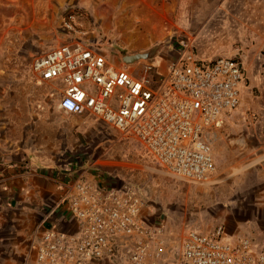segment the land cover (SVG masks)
<instances>
[{"label": "rangeland", "instance_id": "374dc122", "mask_svg": "<svg viewBox=\"0 0 264 264\" xmlns=\"http://www.w3.org/2000/svg\"><path fill=\"white\" fill-rule=\"evenodd\" d=\"M70 12L79 21L73 35L63 27ZM181 39L200 58H236L246 72L238 108L209 136L216 173L205 184L169 175L137 142L92 116L57 111L49 84L31 70L35 58L82 41L129 69L146 61L126 65L124 56L151 52L149 61L165 71ZM263 145L264 0H0V264L32 263L35 236L54 206L45 178L28 188L32 171L69 163L110 186L144 187L143 215L165 240L158 264H182L190 230L221 226L248 236L255 227L264 236V171L252 161Z\"/></svg>", "mask_w": 264, "mask_h": 264}, {"label": "built area", "instance_id": "2783aa9c", "mask_svg": "<svg viewBox=\"0 0 264 264\" xmlns=\"http://www.w3.org/2000/svg\"><path fill=\"white\" fill-rule=\"evenodd\" d=\"M64 29L77 33L70 12ZM37 82L51 83L56 109L92 116L136 140L169 175L205 184L216 173L209 136L240 104L246 73L232 57L200 58L188 39L165 71L151 61L133 72L117 68L82 41L55 47L31 65ZM59 196L32 245L31 264H158L165 249L162 228L150 226L141 187L90 180L79 166L61 168ZM50 215V214H49ZM182 264H264V247L246 237L230 238L223 227L187 232Z\"/></svg>", "mask_w": 264, "mask_h": 264}, {"label": "crops", "instance_id": "0c3cea01", "mask_svg": "<svg viewBox=\"0 0 264 264\" xmlns=\"http://www.w3.org/2000/svg\"><path fill=\"white\" fill-rule=\"evenodd\" d=\"M96 16H97V20L100 21V24H103L101 14L97 13ZM47 84H49V88H50V91H51V88L53 87V85L51 83H47ZM242 90H243V88H242ZM241 96H242V93H241ZM240 102H241V100H240ZM124 136H126V135H124ZM131 139H133V138H131ZM134 141L137 142L136 140H134ZM213 153H214V151H213ZM214 159H215V157H214ZM252 161H253V164L255 166H257V168L259 170L261 169L262 171H264V145L257 147L256 156H255V158ZM75 166H77V164H73V163H69L68 165H64V164L63 165H59V166L57 165V166H55L53 168L45 169L43 175H39V176L35 174L36 170H33V171L31 170L35 176H33V178L31 179V181H30L31 186L28 187V188L36 190L38 187H40V184H41V179L40 178H45L46 179V183H47L46 189L49 190L52 193L50 199H48L49 203H52L53 205H55V202L57 201V198L59 196V191H58L57 186H56V178L55 177L57 176V174L59 173V170H61V168L75 167ZM79 170L83 174H85L88 179L92 180L94 178L93 175H89V174L85 173L84 170H82L81 166L79 167ZM0 172H1V169H0ZM10 172L11 171L9 170L8 173H10ZM12 172H14V170H12ZM135 185H137V184H135ZM138 186L142 188V190L144 192V196H146V190L144 189V187H142L140 185H138ZM39 190H41V189H39ZM51 213H52V210L49 211L50 215L48 214V217L45 218L47 220V224L48 223H52V222H57L58 219H59V218H55V216L53 214L51 215ZM148 219L149 218H145L147 223H148ZM249 231H250L249 235L247 236V235H238V234H235V235L234 234H228V232L225 230L227 236L232 238V239L238 238V237H246V238L252 240L253 242H255L257 244L259 242H257L256 238H254V237H257V238L259 237L261 239H264V236H261L260 232L255 227H252L251 229H249ZM184 239H185V237H184ZM184 239H183V241H184ZM261 242L262 243H259V245L264 247V241L261 240ZM164 254H165V251H164ZM164 254H163V256H164Z\"/></svg>", "mask_w": 264, "mask_h": 264}, {"label": "water", "instance_id": "95a60500", "mask_svg": "<svg viewBox=\"0 0 264 264\" xmlns=\"http://www.w3.org/2000/svg\"><path fill=\"white\" fill-rule=\"evenodd\" d=\"M152 58L151 52L136 53L133 55H127L122 58L124 64H134L140 60L149 61Z\"/></svg>", "mask_w": 264, "mask_h": 264}, {"label": "bare ground", "instance_id": "6f19581e", "mask_svg": "<svg viewBox=\"0 0 264 264\" xmlns=\"http://www.w3.org/2000/svg\"><path fill=\"white\" fill-rule=\"evenodd\" d=\"M140 61H146V60H140ZM123 62V61H122ZM139 62V61H138ZM147 62V61H146ZM137 63V62H136ZM145 63V62H144ZM144 63H142V64H136V65H134L135 66V68L134 69H129L130 67H123V66H121V67H118L116 64H114L117 68H119V69H121V68H125V70H128V71H130V72H133L135 69H137L138 67H140L141 65H143ZM135 64V63H134ZM128 68V69H127Z\"/></svg>", "mask_w": 264, "mask_h": 264}]
</instances>
